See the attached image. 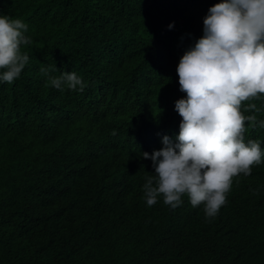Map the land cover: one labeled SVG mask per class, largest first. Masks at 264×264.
I'll return each mask as SVG.
<instances>
[{
  "label": "trees",
  "instance_id": "1",
  "mask_svg": "<svg viewBox=\"0 0 264 264\" xmlns=\"http://www.w3.org/2000/svg\"><path fill=\"white\" fill-rule=\"evenodd\" d=\"M219 2L0 0L32 39L20 77L0 81V264H264V163L214 218L143 194L142 153L178 136L176 69ZM48 66L87 87H46ZM249 139L264 151V128Z\"/></svg>",
  "mask_w": 264,
  "mask_h": 264
},
{
  "label": "clouds",
  "instance_id": "2",
  "mask_svg": "<svg viewBox=\"0 0 264 264\" xmlns=\"http://www.w3.org/2000/svg\"><path fill=\"white\" fill-rule=\"evenodd\" d=\"M203 25V36L176 69L186 94L175 102L179 134L163 136V147L151 155L142 153L154 169L145 177L143 194L147 206L162 197L172 209L187 196L193 208L203 205L206 218H214L234 178L264 163L260 141L245 140L248 128H264L257 115L261 108L253 102L264 98V0H221L209 8ZM27 32L22 19L0 15V81L14 82L28 64L29 54L22 51L32 44ZM57 70L40 69L46 87L79 92L87 87L75 72L50 74Z\"/></svg>",
  "mask_w": 264,
  "mask_h": 264
}]
</instances>
